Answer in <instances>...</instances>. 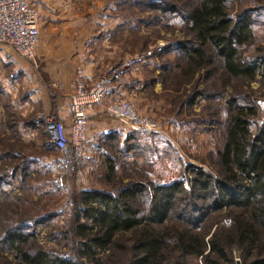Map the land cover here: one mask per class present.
<instances>
[{
	"label": "trees",
	"instance_id": "16d2710c",
	"mask_svg": "<svg viewBox=\"0 0 264 264\" xmlns=\"http://www.w3.org/2000/svg\"><path fill=\"white\" fill-rule=\"evenodd\" d=\"M115 1L118 8L132 3L156 18L167 16L181 32L184 39L169 50L184 59L182 77L199 73L206 81L189 104L218 99L219 93L208 91L213 77L222 87L230 80L248 87L264 79V5ZM255 100L232 95L217 109L219 115L208 114L210 128L218 126L217 118L223 120L220 146L208 163L216 179L194 165L165 184H155L141 170L128 173V167H122V178L118 165L126 163L129 140L120 132L102 135L91 146V159L101 161L105 185L79 194L75 217L49 235L58 247H44L37 239V229L47 226L51 216L23 219L13 209L17 201L7 188L13 174L22 172L19 162L25 168L29 164L9 147L0 151V162L12 160L11 169L0 171V264H264V122ZM23 126L35 131L30 120ZM224 218L230 222L227 228L221 224Z\"/></svg>",
	"mask_w": 264,
	"mask_h": 264
},
{
	"label": "rangeland",
	"instance_id": "374dc122",
	"mask_svg": "<svg viewBox=\"0 0 264 264\" xmlns=\"http://www.w3.org/2000/svg\"><path fill=\"white\" fill-rule=\"evenodd\" d=\"M101 2L63 0L75 15L89 19L104 8L112 20V27L106 32V37L99 33L98 38H107V47L116 48L126 57L136 54L146 56L145 63L130 71L117 85L124 92L117 103L131 106L142 120L150 124L149 131L132 130L125 126V130L120 132L123 138L129 140L128 147L131 148L124 166L122 162L118 165L120 175L123 178L122 167H128V173L141 170L155 184H165L177 179L186 165H194L216 179L208 163L220 146L218 128L220 124L223 125V120L213 117L218 121V126L210 128L208 114L214 115L216 112L219 115L217 109L223 108L225 101L232 95L243 94L253 100L264 97V79H258L248 87L230 80L222 87L213 77L207 81L212 87L208 91L219 93L218 99H196L191 105L189 99L194 90L205 88L206 81L199 73L193 79L182 77L184 59L172 49L169 50V46L184 39L178 28L171 24L167 16L159 15L156 18L151 12L132 3L118 8L115 0ZM241 5L245 8L264 5V0H243ZM96 6L99 8L94 12ZM38 15L40 19L44 18L40 13ZM115 23L118 24L115 26ZM97 49L106 51L103 46ZM3 55L6 60L1 63L0 69L6 82L2 83L5 88L0 84V151L4 153L9 147L29 164L25 168L19 162L17 167H22V172L13 174L8 193L13 202L17 201L13 209H17V215L23 219L52 217L47 226L37 229V239L44 247H58L50 240V233L64 230L75 217L79 194L83 190L104 187V169L101 161L86 155L85 151L91 153V146L95 144L89 145L86 141L81 161L74 173L69 172L66 164L68 154L53 150L48 143L44 120L49 113L57 112V108L52 103L47 112L43 109L36 96L40 87L34 83L27 70L29 65H33ZM113 64L111 62L110 65ZM218 76L216 74L217 79ZM26 120L33 122L35 131L23 126ZM11 162V158L2 160L0 171L2 168L11 169ZM113 181L116 184L118 180L115 177ZM221 224L225 228L229 227V219L224 218Z\"/></svg>",
	"mask_w": 264,
	"mask_h": 264
},
{
	"label": "crops",
	"instance_id": "0c3cea01",
	"mask_svg": "<svg viewBox=\"0 0 264 264\" xmlns=\"http://www.w3.org/2000/svg\"><path fill=\"white\" fill-rule=\"evenodd\" d=\"M28 2L37 15L40 13L44 18L40 19L38 15L40 32L35 46L34 68L29 65L27 70L30 71L34 83L40 87L36 96L43 109L47 112L53 103L57 108L60 122L69 133L71 116L68 98L79 86L89 88L102 71L116 65L126 58V55L122 56L116 48L107 47V38L99 37L100 40L98 38L99 33L106 37V32L112 27V20L108 13L104 12V8L89 19L75 15L66 7L63 0ZM99 46H103V50L106 51L100 52L97 49ZM3 54L10 55L7 51H0V65L6 60ZM111 62L115 64L110 65ZM1 71L2 69L0 84L5 88L2 83L6 81L3 80ZM7 90L8 88L6 92ZM123 94L120 86H111L99 106L86 110L85 143L87 141V144L91 145L102 135L125 130L124 125L104 115L106 105L111 102L117 103ZM85 152L91 159V153L88 150Z\"/></svg>",
	"mask_w": 264,
	"mask_h": 264
},
{
	"label": "built area",
	"instance_id": "2783aa9c",
	"mask_svg": "<svg viewBox=\"0 0 264 264\" xmlns=\"http://www.w3.org/2000/svg\"><path fill=\"white\" fill-rule=\"evenodd\" d=\"M39 38L37 12L28 0H0V50L11 57L34 65L35 46ZM146 56L136 54L123 58L116 65L102 71L89 88L79 86L69 100L71 123L69 133L60 122L57 112L44 120L48 143L57 151L68 154L67 167L74 173L83 157L87 118L85 112L99 106L108 89L120 83L133 69L145 63ZM255 108L264 122V97L255 100ZM108 119L115 120L132 130L149 131L150 124L142 120L127 104L110 103L104 111ZM72 212L69 213V216Z\"/></svg>",
	"mask_w": 264,
	"mask_h": 264
}]
</instances>
